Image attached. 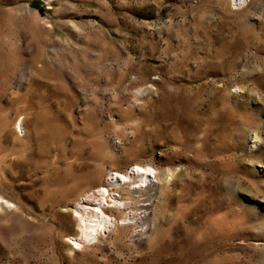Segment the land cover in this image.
<instances>
[{"label": "rangeland", "instance_id": "obj_1", "mask_svg": "<svg viewBox=\"0 0 264 264\" xmlns=\"http://www.w3.org/2000/svg\"><path fill=\"white\" fill-rule=\"evenodd\" d=\"M245 1L0 0V264H263L264 0ZM98 200L110 223L82 243Z\"/></svg>", "mask_w": 264, "mask_h": 264}, {"label": "bare ground", "instance_id": "obj_2", "mask_svg": "<svg viewBox=\"0 0 264 264\" xmlns=\"http://www.w3.org/2000/svg\"><path fill=\"white\" fill-rule=\"evenodd\" d=\"M43 1L50 2L51 0H43ZM244 1L245 0H236L237 5L240 4V6H242L241 3H243ZM20 126H21V120L16 122V128L20 127ZM255 140H257V141L262 140L261 136L258 133H255ZM253 144H255V141L253 142ZM151 172H152L151 167L148 164H144L140 167L137 166V168L134 170V179H136L135 184H137L138 186H142V185L144 186L147 183L148 178L151 175L150 174ZM167 175H163V176H166V182L169 181V180H167ZM175 176H176V169L174 168L171 171V177L173 178ZM113 177H115V176H113ZM252 190H254V189H252ZM100 200H102V199H100ZM100 203L101 202L98 200L97 203H94V207L91 209H89L88 207L82 206L81 205L82 203L79 204L80 207H78V209H77L78 210L77 213H79V215H78L76 221H77V226L79 228L80 241L82 243H90L95 238V232L97 230H101V232H102V229H104L105 227L107 228V226H108L107 224L110 223L107 220V218L105 217V215H104L105 213L102 212L103 210L100 211V209H101ZM126 218H123V220H126ZM262 262L264 264V258H263Z\"/></svg>", "mask_w": 264, "mask_h": 264}]
</instances>
